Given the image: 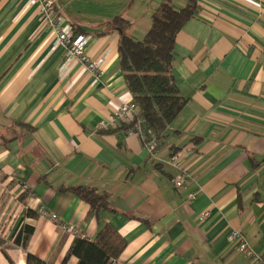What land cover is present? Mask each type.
Segmentation results:
<instances>
[{
	"label": "crops",
	"instance_id": "0c3cea01",
	"mask_svg": "<svg viewBox=\"0 0 264 264\" xmlns=\"http://www.w3.org/2000/svg\"><path fill=\"white\" fill-rule=\"evenodd\" d=\"M55 1L86 52L104 58L103 73L95 78L52 48L37 0H0V264H25L12 241L21 223L33 227L27 251L51 264L76 235L91 240L105 224L126 241L114 264L264 262V0H198L174 45L173 75L187 102L155 157L139 136L96 125L132 100L120 32L105 24L122 16L140 39L163 0ZM76 186L106 193L111 210L91 211ZM40 207L57 222L26 216ZM234 230L260 261L230 241Z\"/></svg>",
	"mask_w": 264,
	"mask_h": 264
},
{
	"label": "trees",
	"instance_id": "16d2710c",
	"mask_svg": "<svg viewBox=\"0 0 264 264\" xmlns=\"http://www.w3.org/2000/svg\"><path fill=\"white\" fill-rule=\"evenodd\" d=\"M198 0H186L175 8L172 0H163L151 15L145 35L136 39L128 33L130 22L115 16L105 24L107 29L120 32L118 58L126 87L137 104V117L145 139L165 141L171 123L185 106L187 99L180 95L173 75L174 45L184 24L198 11ZM74 33L75 28L71 25ZM127 130L130 126H120ZM80 199L89 204L91 211L111 210L109 197L94 188L71 187ZM23 199V196L21 197ZM26 216L37 217V212L26 210ZM33 227L21 223L13 235V243L25 252V264H51L26 249ZM126 245L125 239L110 224L100 226L93 239L76 235L61 264L70 256L76 264H114Z\"/></svg>",
	"mask_w": 264,
	"mask_h": 264
},
{
	"label": "built area",
	"instance_id": "2783aa9c",
	"mask_svg": "<svg viewBox=\"0 0 264 264\" xmlns=\"http://www.w3.org/2000/svg\"><path fill=\"white\" fill-rule=\"evenodd\" d=\"M39 6V13L42 22L47 25L55 33V40L52 45L53 49L62 47L66 53V57L78 62L87 72L92 74L95 78H99L103 73L102 63L103 57L92 58L86 52V38L82 34L74 33L70 24L62 23L57 11L55 0H37ZM130 126L126 132L128 134H135L142 140L144 148L151 157H155L158 152V143L155 139H145L141 120L137 117V104L133 100L122 101L119 105L110 112V114L103 119H100L96 125V130L106 131L113 130L120 126ZM186 175L180 173L173 178V183L177 188L183 186ZM196 195L189 192L186 196L187 200L192 201ZM37 214L42 217H47L54 222H57L56 214L47 212L43 207L38 208ZM205 215V214H203ZM62 228L75 233L76 229L72 226H62ZM230 241H237L238 250L245 256L254 261H260V257L256 252L244 241L239 232L234 230L229 235ZM264 264V262L260 263Z\"/></svg>",
	"mask_w": 264,
	"mask_h": 264
}]
</instances>
